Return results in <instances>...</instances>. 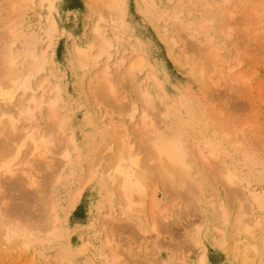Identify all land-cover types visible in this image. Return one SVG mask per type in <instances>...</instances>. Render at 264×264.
<instances>
[{"label": "bare ground", "instance_id": "obj_1", "mask_svg": "<svg viewBox=\"0 0 264 264\" xmlns=\"http://www.w3.org/2000/svg\"><path fill=\"white\" fill-rule=\"evenodd\" d=\"M142 1L145 10L160 22L171 47H177L189 69H196L200 76H207L213 85H217L220 80L229 82L231 87L246 83L247 77L238 70L241 60L237 56L225 58L220 54L222 47L219 43L225 42L231 33L229 21L234 18H229L233 17V10H228V22L222 25V35L216 41L215 31L211 28L212 18L202 17L194 22L183 16L184 0H167L166 4L162 0ZM29 2L33 0H5L6 6H3L7 7L8 15L0 21L3 29L0 42V90L5 94L9 91L12 93L10 97L0 96V181L8 180L7 185L18 190L15 197L0 196V249H30L42 253L47 248H57V256L66 258L71 254V248L65 220L76 205L84 185L95 180L104 191L110 208H107L105 217L111 219L113 214L120 213L122 218L118 217L121 219L134 218L135 206L142 208L147 202V211L152 219L150 228L157 237V220L168 219L171 208L167 203H159L155 185L149 188L146 168L156 175L161 184H167L169 189L181 188L194 195L198 201L203 196L198 176L208 168L229 194H242L231 229L230 211L224 200L219 201L217 217L222 224L212 225L215 244L226 248L227 237L243 235L233 239L230 245L238 264H264V233L259 243L249 241L256 226L264 227V162L259 159L247 162L250 157L243 149L239 158L241 164H236L238 159L235 156L238 145H244L251 135L242 127H221L219 132H209L195 125L189 102L177 100L167 103L151 89V77L157 81L158 87L160 83L149 69L151 65L145 56L136 53V46L131 47V53L134 54L130 53V57L123 54L126 51L123 48L120 55L114 58L119 51L120 28L127 0H105L90 25L91 38L84 43L76 42L73 46V58L78 68L85 70L89 66L102 64L100 70L93 74V79H96L94 87L107 101H114L118 97L110 70L112 58L113 66H123L121 74L134 82L136 97L119 103L120 110L117 112L122 117L114 119L108 114L107 126L112 128L117 143L113 157L104 166L101 164L102 159L105 162L103 155L94 164L88 165L85 180L71 192L68 205L58 207L55 197L42 202V208L36 207L39 212L31 211L33 195L28 188L34 183L29 169L33 161L44 163L53 158L54 155L49 153L58 140L60 145L55 154L59 156V163L52 177V182H57L71 173L63 172L66 167L72 166L73 159H78L79 148L71 131L66 134L65 142H61L62 134H65L64 126L69 120L64 110L67 104L62 94L63 87L60 82L52 80L54 73L48 65L51 62L47 54L50 45L48 40L63 29L59 18L62 0H38L44 12L38 14L33 25L23 26L19 20L22 16L20 10ZM229 2L197 0L194 4L208 3L216 9ZM251 12L255 15V23L262 29L264 15L261 9L254 8ZM195 42L201 44L198 49L200 59L197 61L188 55L191 46L197 47ZM233 59L237 62H233ZM142 72L143 76L138 78V73ZM225 84L228 86V83ZM42 111L45 112L46 125L42 128H47V131L44 128L46 132L36 124L32 125V121L37 120ZM129 123L131 127L127 128ZM130 129L136 134L133 140ZM135 141L139 142L137 147ZM107 148L109 150L112 146ZM60 209L63 213L59 212ZM206 230L208 226L203 231L195 226L191 236L194 245L202 241ZM111 247V240L105 238L102 247L96 248L101 264H114L117 261V250ZM210 261L203 250L194 264H212Z\"/></svg>", "mask_w": 264, "mask_h": 264}, {"label": "rangeland", "instance_id": "obj_2", "mask_svg": "<svg viewBox=\"0 0 264 264\" xmlns=\"http://www.w3.org/2000/svg\"><path fill=\"white\" fill-rule=\"evenodd\" d=\"M104 1L62 0L59 6V18L63 29L53 39L48 40L50 45L47 47V54L51 60L48 65L54 73L52 80L60 82L63 87L62 94L67 104V109L64 110L69 120L64 126L65 134H62L61 142H65L68 132H73L79 156L78 159H73L72 166L66 167L63 172L71 173L57 182H52V177L59 163V156L55 154L56 148L60 145L58 140L54 142L53 151L49 153L54 155L53 158L47 159L44 163L33 161L29 169L34 183L28 188L29 193L33 195L31 211L39 212L36 207L42 208V202L55 197L58 207L68 205L71 192L83 184L88 165L94 164L103 155L105 162L102 159L101 164L104 166L113 157L117 143L112 128L107 126L108 114L114 119H120L122 115L118 114L119 103L126 102L127 98H135L136 91L133 80L121 74L123 66L116 68L112 61L120 55L123 48H126L123 54L130 57L134 54L131 53L132 46L138 48L136 53L145 56L151 65L149 69L160 83L158 87L157 81L151 77L152 80L149 81L151 89L159 93L167 103H175L177 100L189 102L191 118L195 125L209 132L214 130L219 132L221 127L236 129L242 127L251 135L244 145H238L239 149L235 150L238 159L236 164H241L239 158L242 149L250 157L247 162L253 159L264 162V22L262 29L259 28L260 25L255 23V15L251 12V9L259 8L264 15V0H230L227 5L216 9L208 3L195 5L197 0H184L183 16L194 22L202 17L212 18L211 28L215 31L216 41L222 35L220 30L222 25L228 22L226 19L228 10L234 11L233 17L229 18H234L229 21L231 33L225 42L219 44L223 57L228 58L232 55L241 60L238 70L247 77V81L235 87H231L229 82L224 80L213 85L207 76H200L196 69H189L177 47L175 49L171 47L168 38L162 32L160 22L145 10L143 1L127 0V9L120 28L119 51L110 61L111 76L118 96L114 101H110L112 103L104 96H100L94 87L96 79H93L95 78L93 74L100 70L102 64L82 70L75 65L73 58L74 44L84 43L91 38L90 25ZM4 2L5 0H0V21L8 15ZM162 2L168 3L167 0ZM240 6L243 8H239ZM43 12L38 0H33L20 10L22 16L19 20L23 26L33 25L38 14ZM2 31L3 29L0 30V42ZM195 44L197 45L195 48L190 45L188 55L197 61L200 59L198 49L201 44L196 42ZM200 50L205 54L202 48ZM203 56L208 58L207 55ZM232 61L237 62L236 59ZM118 68L119 71L122 70L119 72ZM143 74L138 73V78ZM225 83H228V86ZM44 114L42 111L40 117L31 123L46 132ZM129 126L131 127L130 123L127 124V128ZM130 136L133 140L136 136L135 131L130 129ZM138 144L139 142H134L136 147ZM109 145L112 148L108 150ZM262 166L264 167V163ZM70 168H73V172ZM145 173L148 175L149 188L156 186L159 203L162 205L167 203L171 208L168 219L157 220V237L150 228L152 219L149 210L147 211V202L142 208L135 206L134 216L132 215L134 218L121 219L120 213L113 214L112 220L105 217L110 208L105 200L104 191L95 180L84 185L76 205L68 212L65 220L70 255L66 258L58 257L57 248H47L42 253L30 249H0V264H101L102 260L97 256L96 248L102 247L105 238L111 240V248L116 249L119 255L114 264H194L203 250L212 264H238L236 257L231 253L230 245L234 242L233 239L241 238L243 235L227 237L228 245L223 248L215 244L213 239L215 230L212 225L222 224L217 217V206L222 199L230 211L231 229L242 196L240 192L229 194L208 168L198 176L203 192L200 201L181 188L169 189L167 184L166 186L164 183L161 184L156 175L154 176L147 168ZM18 175L21 176L20 173ZM7 181H0V196L5 195L6 198L17 196L18 190L7 185ZM59 212L63 213V210L60 209ZM202 218L205 220L202 221ZM195 226H199L201 231L208 226L198 245L191 241ZM263 233L264 227L256 226L249 241L259 243Z\"/></svg>", "mask_w": 264, "mask_h": 264}, {"label": "snow or ice", "instance_id": "obj_3", "mask_svg": "<svg viewBox=\"0 0 264 264\" xmlns=\"http://www.w3.org/2000/svg\"><path fill=\"white\" fill-rule=\"evenodd\" d=\"M2 95H7L8 97H10L12 95V93H11V91H9L7 94H5L2 90H0V96H2ZM5 166H7V165H5Z\"/></svg>", "mask_w": 264, "mask_h": 264}]
</instances>
